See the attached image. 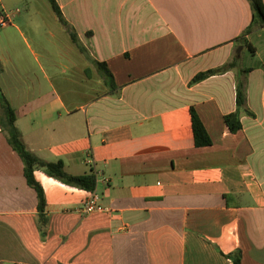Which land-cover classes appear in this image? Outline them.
I'll return each instance as SVG.
<instances>
[{"label":"crops","instance_id":"1","mask_svg":"<svg viewBox=\"0 0 264 264\" xmlns=\"http://www.w3.org/2000/svg\"><path fill=\"white\" fill-rule=\"evenodd\" d=\"M56 2L82 50L54 13L73 56L61 70L53 59L57 77L45 73L19 24L33 30L30 11L0 0L10 15L0 85L26 147L70 174L93 173L96 184L87 191L34 170L41 225L23 163L0 131V264H233L236 251L240 264H264V26L241 37L248 0ZM232 59L235 67L190 83ZM238 78L248 112L231 132L223 116L236 108ZM191 106L210 145L194 144ZM92 192L102 210L83 212Z\"/></svg>","mask_w":264,"mask_h":264},{"label":"trees","instance_id":"2","mask_svg":"<svg viewBox=\"0 0 264 264\" xmlns=\"http://www.w3.org/2000/svg\"><path fill=\"white\" fill-rule=\"evenodd\" d=\"M51 9L58 17V20L66 25L69 30L70 37L75 42V44L82 50L76 33L71 29L64 19L61 10L56 2V0H47ZM250 10H251V20L249 24L243 30L241 37L251 31L264 26V3L263 0H248ZM251 52L253 48L248 45ZM98 67L99 73L107 81H112V74L107 68L104 62L93 61ZM236 66L235 60L232 59L220 66L214 68H208L203 71L197 72L191 79L190 83H195L203 80L204 78L225 72L226 70ZM235 110L226 113L223 116V120L231 132H236L241 128L240 115L241 112L247 111L245 109V86L242 79H237L235 86ZM190 118L191 127L193 132V139L195 146H206L211 144V138L209 137L205 127L203 126L197 113L190 107ZM15 111L10 105L8 99L6 98L2 87L0 85V131L5 135L6 140L10 147L15 151L23 163V175L26 183L32 187L36 193L37 198V218L39 223L44 224L45 217V197L41 185L34 178V170L39 169L43 171L46 175L53 177L60 182L87 191H93L96 184L95 175L93 173L87 174H70L64 169V164L61 160L47 161L30 151L23 142L21 133L17 126L15 125ZM233 264H240V252L236 251L231 255Z\"/></svg>","mask_w":264,"mask_h":264},{"label":"rangeland","instance_id":"3","mask_svg":"<svg viewBox=\"0 0 264 264\" xmlns=\"http://www.w3.org/2000/svg\"><path fill=\"white\" fill-rule=\"evenodd\" d=\"M8 8L15 9L18 8L21 14L27 16L28 10L30 11V22L34 23L31 30L24 23L21 24L24 36L27 38L28 43L32 50L36 53L39 64L44 68L45 73L52 74L53 71L56 72L57 77V63L53 62V59L60 61V70L63 69L64 64L68 66V58L73 56L71 48L72 44L69 40L68 32L65 27L58 22L54 12L47 0H5ZM29 20H26L28 23ZM8 25V24H7ZM9 26V25H8ZM25 48V46H24ZM27 56L30 58V62L33 66V70L40 75H43V71L39 66L38 62L33 58L30 50L25 48ZM240 53V61H245V55L247 51L238 48ZM65 56V58L63 57ZM59 71V70H58ZM54 73V72H53ZM66 73L69 74L70 70ZM61 76V75H60ZM43 78V76H42ZM55 85H59L57 79H54Z\"/></svg>","mask_w":264,"mask_h":264},{"label":"built area","instance_id":"4","mask_svg":"<svg viewBox=\"0 0 264 264\" xmlns=\"http://www.w3.org/2000/svg\"><path fill=\"white\" fill-rule=\"evenodd\" d=\"M9 13L5 10H0V27H4L10 23ZM83 212H91L93 210H102V207L97 203V196L91 193L88 198L83 201L81 206Z\"/></svg>","mask_w":264,"mask_h":264},{"label":"water","instance_id":"5","mask_svg":"<svg viewBox=\"0 0 264 264\" xmlns=\"http://www.w3.org/2000/svg\"><path fill=\"white\" fill-rule=\"evenodd\" d=\"M241 48V47H240Z\"/></svg>","mask_w":264,"mask_h":264}]
</instances>
